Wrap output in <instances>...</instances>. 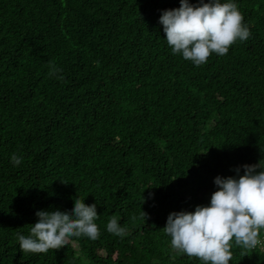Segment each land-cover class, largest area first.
<instances>
[{"label": "trees", "instance_id": "1", "mask_svg": "<svg viewBox=\"0 0 264 264\" xmlns=\"http://www.w3.org/2000/svg\"><path fill=\"white\" fill-rule=\"evenodd\" d=\"M236 3L249 39L196 67L159 24L180 0H0V264H203L171 247L167 217L207 206L217 176L264 167V0ZM78 197L99 239L20 251L37 211ZM231 252L264 264V243Z\"/></svg>", "mask_w": 264, "mask_h": 264}, {"label": "clouds", "instance_id": "2", "mask_svg": "<svg viewBox=\"0 0 264 264\" xmlns=\"http://www.w3.org/2000/svg\"><path fill=\"white\" fill-rule=\"evenodd\" d=\"M159 24L172 54L196 67L207 63L213 54L227 55L233 44L247 41L251 35L236 0H198L195 4L180 0L179 8L161 12ZM61 71L53 66L50 75L62 81ZM10 163L19 166L22 157L12 154ZM241 167L234 169L235 177L214 179L217 190L207 206L169 214L163 232L176 252L203 264H230L233 242L245 249L264 243L260 239L264 230V167L260 163ZM36 216L28 235L17 233L23 253L46 254L64 248L73 238L95 241L100 237L97 205H86L79 197L69 211L39 210ZM106 230L117 237L125 233L116 216L110 218Z\"/></svg>", "mask_w": 264, "mask_h": 264}]
</instances>
